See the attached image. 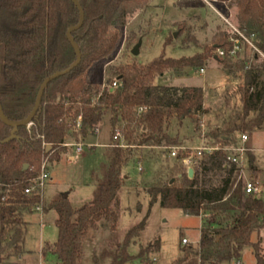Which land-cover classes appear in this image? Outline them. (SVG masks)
Segmentation results:
<instances>
[{"label": "trees", "instance_id": "trees-1", "mask_svg": "<svg viewBox=\"0 0 264 264\" xmlns=\"http://www.w3.org/2000/svg\"><path fill=\"white\" fill-rule=\"evenodd\" d=\"M219 1L235 7L234 26L264 57V0ZM77 2L84 20L71 36L80 51L79 64L46 86L29 127L13 129L0 121V264H10L24 252V216L40 204L38 196H27L24 190L28 179L38 175L42 159L59 161L67 151L68 140L77 144L79 137L94 134L105 116L109 143L103 148L98 170L91 174L92 200L77 209L62 195L42 201V212H55L57 230L56 241L43 251L51 252L56 264H80L82 243L89 229H96L104 220L112 233L116 231L123 167L141 158L143 150L152 154L155 149L176 144L166 131L169 119L203 113L202 88L158 85L156 78L186 68L200 71L210 61L229 74L241 73L242 85L237 89L240 111L222 125L207 126L201 140L207 145L221 142L227 148L236 146L244 133L264 130V59L246 44L241 53L231 56L229 31L215 34L211 44L190 57L171 59L162 52L140 63L131 55L110 68L104 85L92 84L88 79L94 66L112 58L118 50L127 18L150 0ZM78 20V10L70 0H0V107L7 121L25 120L41 83L75 61L66 32ZM170 43V37L166 38L165 46ZM218 50L224 52L223 57L217 55ZM113 83L117 86L112 89ZM227 156L221 150L202 154L192 178L187 177L179 156L166 167L165 180L154 177L146 190V216L116 246L109 264H128L133 259L128 248L143 231L149 210L157 202L161 208L180 210L200 218L202 223L197 244L181 245L180 256L170 264L237 263L247 245L253 247L257 264H264L259 242L250 240L253 233L264 229V203L257 195L244 194L240 169L229 163ZM246 159L253 170L249 151ZM160 166L163 169V163ZM159 250L160 241L155 239L135 258L153 264L148 256ZM105 255L103 252L102 257Z\"/></svg>", "mask_w": 264, "mask_h": 264}, {"label": "rangeland", "instance_id": "rangeland-1", "mask_svg": "<svg viewBox=\"0 0 264 264\" xmlns=\"http://www.w3.org/2000/svg\"><path fill=\"white\" fill-rule=\"evenodd\" d=\"M235 15V7L228 1L150 0L142 10L127 18L118 50L112 58L94 66L88 81L104 85L110 77V68L127 61L131 56L130 51L139 40L141 46L135 58L140 63L156 58L162 52L171 59L190 57L211 44L215 34L229 31L224 21L234 25ZM168 37L171 43L165 46ZM167 83L175 87L202 88L205 92L203 113L187 116L182 120L175 117L169 119L166 131L170 137L176 139V144L155 149L152 154L143 150L144 155L141 158L123 167L124 183L118 194L119 219L116 231L112 233L109 224L104 220L96 229H89L82 243L83 256L80 264H109V256L116 246L146 216L149 209L146 190L154 177L160 176L163 180L168 177L166 167L176 161L169 155L171 149L185 148L187 152L195 154L194 150L201 147L200 136L207 126L222 125L241 109L237 89L242 85V74H229L214 61H210L201 73L199 70L186 68L182 73L174 72L155 79V84ZM98 128L97 133L78 138V143L82 144L80 153L75 148H66L67 151L60 155L59 161L48 163L49 180L42 191L40 205L42 201L47 202L56 195L66 196L74 209L92 200L94 187L91 174L98 170L103 161V148L109 143L108 116L103 118ZM244 134L249 138L245 147L250 145L254 153L249 151L253 156V170L249 169L247 160L243 181L248 180L251 171H258L255 173L257 195L264 203V131ZM68 143L75 144L72 140H68ZM70 156H73V160H70ZM55 218L54 211L44 213L34 210L24 216L27 223L24 252L12 258L10 264H56L54 255L43 251L46 245H52L56 241ZM201 227L198 217L185 215L176 209L161 208L158 202L155 203L149 210L143 231L128 248L129 255L133 257L128 264H143L141 260L145 262V259L135 257L140 249L151 245L155 239L160 241V250L150 254L148 260L153 261V264H170L181 254V239H185L188 245L197 244ZM250 240L252 243L259 242L264 260V229L259 234L253 233ZM103 252L105 257H102ZM241 255L239 264H257L251 245L244 246ZM223 264H236V261Z\"/></svg>", "mask_w": 264, "mask_h": 264}, {"label": "built area", "instance_id": "built-area-1", "mask_svg": "<svg viewBox=\"0 0 264 264\" xmlns=\"http://www.w3.org/2000/svg\"><path fill=\"white\" fill-rule=\"evenodd\" d=\"M163 1H166V0H163ZM172 1H176V0H172ZM224 22L229 27V32L231 34L230 42L232 43V49L229 52V54L231 56L234 57L238 53H241L243 50L244 44H246L249 48H251V50L253 52H257L258 54H260L257 51V49L253 46L251 40H248L247 38H245L244 35L242 33H240L234 25L230 24L226 20ZM217 55L219 57H223L224 52L221 50H218ZM263 59H264V57H263ZM200 71H202V70H200ZM116 86H117L116 83H113L111 88L112 89L116 88ZM79 125H80V118H78L77 127H79ZM29 126H30V124L28 125V127ZM98 130H99V128L96 127L95 133H97ZM248 140H249L248 136L243 134L240 136L239 142L236 146L227 147V148L223 147L221 145V142H217L213 145H207L202 140L203 143H202L201 147L194 150L195 154L193 152H187V150L185 148H172L171 151L169 152V155H170V157H172L174 159L181 156L180 162L185 167L186 174H187L189 169H192L193 173H194V169L197 165L196 161L198 158L201 157L202 154H211L212 152L221 150V151L228 153L227 161L229 163L233 164L234 166H236L238 169H240V177H242V179H243V173H244V170L246 168V161H247L246 153L248 151H250L248 146L245 147V144L247 145ZM65 147L70 148V149L75 148V151L77 153H80L82 151V144H79V143H77V144L67 143V144H65ZM48 161L49 160L47 158L43 159L38 175L36 177L28 179V186L24 190L25 195H27V196L35 195V196H38L40 199H42V191H43L46 183L49 180V173L47 170V166L49 163ZM257 192H258V190L255 187L253 179L251 177H249L248 180L244 182V194L245 195H249V194L257 195ZM35 211H41V205L40 204H38L35 207ZM180 242H181V245L188 244V242L185 239H181ZM236 264H239V262H237Z\"/></svg>", "mask_w": 264, "mask_h": 264}, {"label": "water", "instance_id": "water-1", "mask_svg": "<svg viewBox=\"0 0 264 264\" xmlns=\"http://www.w3.org/2000/svg\"><path fill=\"white\" fill-rule=\"evenodd\" d=\"M74 6L76 7V9L78 10V13H79V20H78V23L77 25H75L74 27L70 28L67 32H66V39L68 41V43L70 44L74 54H75V61L65 70L61 71V72H56L54 74H52L51 76L47 77L40 85L39 89H38V92H37V95H36V99H35V103H34V106H33V109L31 111V113L29 114V116L23 120V121H20V122H9L5 119L3 113H2V110H1V107H0V121L8 126V127H11V128H17V127H20V126H28L32 119L34 118L35 114L37 113V110L39 108V105H40V101H41V97H42V94H43V91L44 89L46 88V86L52 82L53 80L61 77V76H64L66 75L67 73H69L70 71H72L80 62L81 60V55H80V51L77 47V45L75 44L71 34L75 31H77L83 24V20H84V14H83V11L79 5V3L77 2V0H70ZM141 46V40H139L137 42V44L132 48V50L130 51V54L133 56V57H137L138 54H139V47ZM10 138H13V135H11ZM46 150H50V146H47L46 147ZM24 169H26V166H24ZM187 177L188 178H192L193 177V170L192 169H189L188 172H187ZM64 198H66V196H64Z\"/></svg>", "mask_w": 264, "mask_h": 264}, {"label": "crops", "instance_id": "crops-1", "mask_svg": "<svg viewBox=\"0 0 264 264\" xmlns=\"http://www.w3.org/2000/svg\"><path fill=\"white\" fill-rule=\"evenodd\" d=\"M183 72V70L182 71H177V72H175V74H179V73H182ZM200 73L201 72H203V70L202 71H199ZM169 84V83H168ZM188 88H192V87H188ZM203 90V89H202ZM203 94L205 95V92H204V90H203ZM261 131H264V130H261ZM260 131V132H261ZM259 132V131H258ZM201 140V139H200ZM249 141V140H248ZM202 140H201V145H202ZM248 148L250 149V151H252L253 153H254V150H253V148L250 146V145H248ZM254 155V154H253ZM70 158V160H73V156H70L69 157ZM258 171L257 170H255V171H251L250 172V177L253 179V182H254V184H255V187L257 188V185H256V177H255V173H257ZM257 190H258V188H257ZM258 196V195H257ZM258 197H260V196H258ZM261 198V197H260ZM262 199V198H261ZM263 201V200H262ZM200 219V218H199ZM142 261V263L143 264H145L144 262H143V260H141ZM240 263V262H239Z\"/></svg>", "mask_w": 264, "mask_h": 264}]
</instances>
